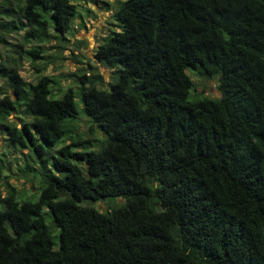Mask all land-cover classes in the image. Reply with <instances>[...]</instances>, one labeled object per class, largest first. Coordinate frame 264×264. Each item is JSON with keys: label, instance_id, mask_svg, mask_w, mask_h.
<instances>
[{"label": "trees", "instance_id": "16d2710c", "mask_svg": "<svg viewBox=\"0 0 264 264\" xmlns=\"http://www.w3.org/2000/svg\"><path fill=\"white\" fill-rule=\"evenodd\" d=\"M78 7L0 1V43L21 38L0 62V133L39 184L30 200L3 182L0 264H264V0L117 1L92 50L109 89L89 63L74 87L53 92L39 67L25 82L17 48L68 32ZM75 98L99 139L75 131ZM105 197L120 203L98 210Z\"/></svg>", "mask_w": 264, "mask_h": 264}, {"label": "rangeland", "instance_id": "374dc122", "mask_svg": "<svg viewBox=\"0 0 264 264\" xmlns=\"http://www.w3.org/2000/svg\"><path fill=\"white\" fill-rule=\"evenodd\" d=\"M10 1L15 3V0ZM117 1L120 0H74V2L79 5V13L78 16L73 19L71 24L72 27L68 32L62 33L58 38L47 36L39 41L31 38L24 43L23 47L17 48L21 57L19 65L17 66L18 74L25 82H34L38 75V73L35 72V67H39L41 68L42 74L52 79L50 85L53 92H55L59 88L63 89L67 86L74 87L78 84V82L75 81L77 73H80L83 68L87 71L86 63H89L95 67L97 72L103 75L105 80H107L108 77V80L103 83L101 88L106 90L109 89L116 74L114 72H110L109 74V70L94 59L92 50L94 46L103 42L105 36L110 32V29L114 27L111 23L110 14L113 12ZM6 18L7 17L3 15L0 10V20ZM6 39L8 40L7 44L0 43V62L2 61V57H4V53L9 55L12 54L10 51H7V49L14 48L16 50L15 47L8 46V44L19 43L21 41L20 35L17 34L16 31L6 33ZM31 44L39 45L40 53L43 58L31 62L29 58L21 53L22 48L25 49ZM13 54L16 56L15 53ZM189 76L192 81L193 89L198 90L199 88H203L204 93L208 96L218 94L216 86L217 77L206 78L196 74L194 71L189 72ZM0 85L6 87L1 77ZM75 103L78 114V117L73 122L75 131L79 133L81 137H90L93 141L99 139L98 137L100 136L95 127L93 128V133L87 129V118L84 117L81 112L79 98H75ZM71 148L80 149L81 146H72ZM85 149L96 150L95 144ZM25 164L32 166L33 169L23 170ZM0 165L2 166L0 176V198L4 194V180H7L10 185L14 186L17 193L27 196L28 199L33 200L36 197L39 186L37 183L36 164L31 161V157L25 150L7 146L1 133ZM117 202H119V199L105 197L95 201L93 205L98 208V210H104ZM47 219L46 221L48 222Z\"/></svg>", "mask_w": 264, "mask_h": 264}]
</instances>
